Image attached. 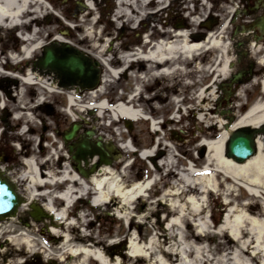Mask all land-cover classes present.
<instances>
[{"label":"rangeland","instance_id":"1","mask_svg":"<svg viewBox=\"0 0 264 264\" xmlns=\"http://www.w3.org/2000/svg\"><path fill=\"white\" fill-rule=\"evenodd\" d=\"M143 1L50 0L49 7L28 8L33 20L25 17L19 26L0 27L3 52H13L14 67H26L24 74L13 71L12 97L0 99V150L8 159L0 169L22 196L21 207L25 205L15 217L0 221V264H98L97 255L104 264H250L248 258L237 259V246L218 230L223 218L236 211L250 208L261 214L264 195L251 196L218 174V150L211 146L224 132L223 121L237 119L257 97L263 98L264 42L240 34L238 0H162L156 7ZM180 32L203 47L184 53ZM17 33H27L30 45H38L27 59ZM58 42L100 62L95 89L59 87L55 76L33 68L43 47ZM169 43L176 47L167 52L165 67L138 57L148 56L156 44ZM112 71L120 73L112 76ZM27 73L31 86L21 81ZM100 101H120L153 122L113 121L106 109L99 116L87 109ZM79 119L84 130L93 129L114 145L129 141L137 152L156 146L147 159L121 149L108 166L122 187L152 179L142 197L124 205L110 193L109 201L92 202L94 186L75 172L61 139ZM25 174L29 179H22ZM37 174L42 184H30ZM75 175L78 180H65ZM28 187L37 195L35 204L52 201L51 219L35 221L26 212ZM68 188L72 200L65 207L58 196ZM83 248L91 254H83Z\"/></svg>","mask_w":264,"mask_h":264},{"label":"bare ground","instance_id":"2","mask_svg":"<svg viewBox=\"0 0 264 264\" xmlns=\"http://www.w3.org/2000/svg\"><path fill=\"white\" fill-rule=\"evenodd\" d=\"M32 4L40 5L42 4V0H0V27L14 28L19 26L21 21L25 20V17L28 18V21L33 20L34 15H32L30 12H26ZM35 11H37V8L33 12ZM178 36L183 37L182 45H180L179 48L184 53L193 52L198 48L203 47L202 42H191L189 39H184L185 34L183 32L178 33ZM30 40L31 37H27L26 44L21 48L25 59L29 58L30 53L38 48L37 44L31 46L29 43L31 42ZM155 46V50L148 56L138 57L142 59H149L150 61H156L161 66V68L165 67V63L168 59L167 52L172 53L176 46L172 43H169L166 46L159 44ZM100 61L105 64L102 60ZM260 63H264V58L261 59ZM119 73L120 71L111 72L112 76H116ZM162 73H167V69H162ZM219 76L221 75H218L217 77ZM39 80L40 79H38V81ZM22 81L26 84H31V74L27 73L26 77L22 78ZM261 85L262 91L264 92V78L262 79ZM73 103L74 102L70 98L69 104L73 106ZM105 108V102H101L93 106H87V109L94 110L98 116ZM110 114L112 118L117 120L119 118H124L135 121L143 117L140 115L139 110H136L132 106L125 105L123 103H119L116 108L111 110ZM263 123L264 99L262 102L258 101L256 104H254L244 115L238 116L233 123H227L226 121H223L220 126H222L224 132L219 140L212 142L211 146L215 151L218 150V156L216 157V172H218V174L220 173L224 175L226 178H229L232 180V182H234V184L245 187L251 196H255L257 198L261 197V193L264 195V148L261 138L257 139V153L243 163H236L225 156L224 142L227 133L233 130L242 127H257ZM152 128L155 129L154 123H152ZM121 148L130 152L134 151L133 147L128 141L126 144H122ZM153 151L154 149L144 150L140 153V157L142 159H147L148 157L152 156ZM25 163L27 166H31L32 164L31 160L25 161ZM102 172H104L102 178L97 179L96 176ZM27 174H29V172ZM27 174H25L22 179H29ZM110 175H112V173L108 166H102L96 174L90 177L89 180L94 186L95 195H97V197L92 201L95 205L104 201H109L111 199V194L118 198L119 201L125 205L128 201H134L137 198L142 197L153 182V180L150 179L147 182L134 183L129 188H126L118 185L115 181L116 179H113V177ZM39 179L40 176L37 174V179L32 178L29 183H36L37 181L41 183ZM78 179L79 178L76 175L73 178H65V180H70L71 182H74ZM81 184L83 185L84 189L86 186L85 182L81 181ZM29 188L30 187L26 188L27 193L24 194L26 206L29 203L34 204L36 202L35 196L37 195L30 193ZM105 188H107V191H105ZM72 193L73 191L68 188L66 192L60 196L66 202L65 207L70 204L72 200ZM190 199L191 198H188L187 200L191 201ZM42 208L47 214V217L51 219L54 211L52 207V201L42 204ZM28 211L29 210L27 208L26 212ZM20 216H23V214H20ZM31 226H34V223L31 222ZM218 231L219 233L226 234L228 243L235 244L237 246L238 251L236 254L238 256V260H246L248 258L247 260L250 261V264H264V206L262 208L261 214L253 213L250 208L241 210L240 212L236 211L234 216L225 218L223 220L222 226ZM82 253L88 255L91 254V251L89 249L83 248ZM131 256L136 257V255ZM95 260L98 262V264H104V261L98 255L95 256Z\"/></svg>","mask_w":264,"mask_h":264},{"label":"water","instance_id":"3","mask_svg":"<svg viewBox=\"0 0 264 264\" xmlns=\"http://www.w3.org/2000/svg\"><path fill=\"white\" fill-rule=\"evenodd\" d=\"M38 66L46 71H51L62 79L65 86L79 85L81 89L93 88L98 80V63L92 62L82 53L75 49L65 46L61 50V56H56V51L53 48H45L43 56L38 62ZM79 125L73 124L68 131L63 134V142L67 144L72 141L77 134ZM89 133V135H91ZM263 137L264 145V125L260 128H240L232 132L226 145V157L231 158L237 163H242L252 157L257 148V138ZM100 139V137H98ZM97 146H100L98 143ZM95 154V153H94ZM94 154L89 152V147L86 143L76 146V153L73 159L80 164L82 160L87 164L86 156L92 157ZM102 157V156H100ZM95 165L87 174L78 165V172L84 178L95 171ZM21 204V199L14 190V187L2 177L0 174V220L7 217H14L17 213V208ZM33 212L30 216L36 220L42 218V213L39 208L31 206Z\"/></svg>","mask_w":264,"mask_h":264},{"label":"flooded vegetation","instance_id":"4","mask_svg":"<svg viewBox=\"0 0 264 264\" xmlns=\"http://www.w3.org/2000/svg\"><path fill=\"white\" fill-rule=\"evenodd\" d=\"M63 1L65 3L70 2L71 0H60ZM162 0H153V6L156 7V3L160 2ZM242 2V6H243V11L245 13L246 16H250V19L247 21V24H249L248 26L250 28H252L254 31L252 33V37L254 39H260V41L264 42V30L262 31V33L260 32V30L255 27L257 24L260 23L261 20L264 19V0H240ZM151 6V5H150ZM158 10L157 8L154 9L153 13H156ZM263 26H264V22H263ZM58 54L60 55V51L57 50ZM3 56L5 57L6 55L3 53ZM28 62H24V65H27ZM35 66V63L33 64V67ZM26 67L24 66H16L14 67V64L11 60L6 59L5 61H0V99L4 100V99H9L10 97H12L13 95V83H14V79H13V71L14 70H18V72L20 74H24V70ZM35 69V68H34ZM39 72V71H38ZM44 74V72H39ZM80 125H81V130L78 133V137L72 142L70 143L71 146L74 148V146L76 144L81 143L84 140H88V143H90L91 145V149L90 151L93 152L95 143L97 142L96 139L94 138H88L85 134V131L83 129V122L80 120ZM107 144V143H106ZM104 147H106L104 145ZM66 149L68 150V148L66 147ZM74 150V149H73ZM107 160L109 162H113V158L112 155L109 156L107 158ZM99 158L96 159V162L99 163ZM71 164L76 167L77 164L75 162L71 161ZM87 171L89 168H85Z\"/></svg>","mask_w":264,"mask_h":264}]
</instances>
